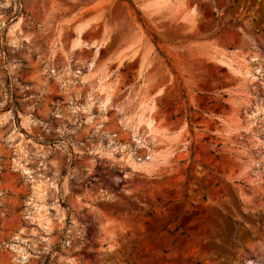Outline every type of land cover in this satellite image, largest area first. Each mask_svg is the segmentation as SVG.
<instances>
[{"label": "rangeland", "instance_id": "1", "mask_svg": "<svg viewBox=\"0 0 264 264\" xmlns=\"http://www.w3.org/2000/svg\"><path fill=\"white\" fill-rule=\"evenodd\" d=\"M0 264H264V0H0Z\"/></svg>", "mask_w": 264, "mask_h": 264}, {"label": "bare ground", "instance_id": "2", "mask_svg": "<svg viewBox=\"0 0 264 264\" xmlns=\"http://www.w3.org/2000/svg\"><path fill=\"white\" fill-rule=\"evenodd\" d=\"M157 1H158V0H157ZM244 62H246V61H244ZM246 63H247V62H246ZM245 73L247 74L248 71L246 70ZM139 118H140V117H139ZM144 121H145V124L147 125V127L150 128V127H151V122H148L147 120H144ZM123 158H124L125 160L129 161V162L132 161L131 158H130L129 156H124Z\"/></svg>", "mask_w": 264, "mask_h": 264}, {"label": "trees", "instance_id": "3", "mask_svg": "<svg viewBox=\"0 0 264 264\" xmlns=\"http://www.w3.org/2000/svg\"><path fill=\"white\" fill-rule=\"evenodd\" d=\"M137 14V16H139V13H136Z\"/></svg>", "mask_w": 264, "mask_h": 264}]
</instances>
